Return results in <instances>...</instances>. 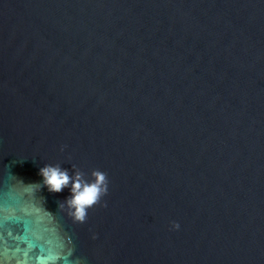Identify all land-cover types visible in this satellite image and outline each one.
<instances>
[{
  "label": "water",
  "instance_id": "95a60500",
  "mask_svg": "<svg viewBox=\"0 0 264 264\" xmlns=\"http://www.w3.org/2000/svg\"><path fill=\"white\" fill-rule=\"evenodd\" d=\"M0 264H264V0H0Z\"/></svg>",
  "mask_w": 264,
  "mask_h": 264
},
{
  "label": "clouds",
  "instance_id": "9594fccd",
  "mask_svg": "<svg viewBox=\"0 0 264 264\" xmlns=\"http://www.w3.org/2000/svg\"><path fill=\"white\" fill-rule=\"evenodd\" d=\"M63 147L61 151H63ZM72 169H74V174L70 175L69 170L62 168L60 163L55 165L48 163L39 170V175L43 177V181L26 185L38 187L39 190L46 185L50 192H61L64 188L70 186L72 195L59 202V209L66 207L68 216L74 222L84 223L87 220L88 209L100 204L102 198L107 195L109 177L107 172L93 169L91 172L92 179L89 180L87 174L75 164H72ZM102 206L107 207V202H104ZM172 227L179 229L180 224L173 221Z\"/></svg>",
  "mask_w": 264,
  "mask_h": 264
}]
</instances>
